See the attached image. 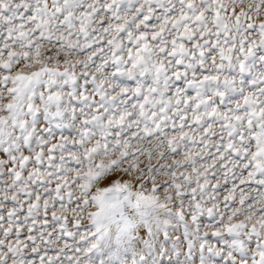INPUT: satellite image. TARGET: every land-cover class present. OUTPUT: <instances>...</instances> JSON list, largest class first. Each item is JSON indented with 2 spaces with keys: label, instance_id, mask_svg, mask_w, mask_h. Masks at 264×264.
<instances>
[{
  "label": "snow or ice",
  "instance_id": "snow-or-ice-1",
  "mask_svg": "<svg viewBox=\"0 0 264 264\" xmlns=\"http://www.w3.org/2000/svg\"><path fill=\"white\" fill-rule=\"evenodd\" d=\"M0 264H264V0H0Z\"/></svg>",
  "mask_w": 264,
  "mask_h": 264
}]
</instances>
